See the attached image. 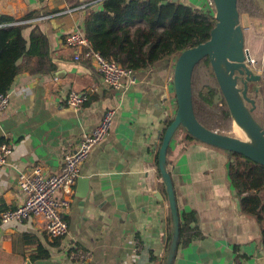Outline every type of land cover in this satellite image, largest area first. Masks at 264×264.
<instances>
[{
	"label": "crops",
	"instance_id": "0c3cea01",
	"mask_svg": "<svg viewBox=\"0 0 264 264\" xmlns=\"http://www.w3.org/2000/svg\"><path fill=\"white\" fill-rule=\"evenodd\" d=\"M94 1L0 0V16L14 19L89 4L41 20L55 71L19 74L9 90L10 101L0 113V140L12 152L0 170V212L24 200L19 173L39 166L47 175L58 174L65 154L98 125L106 109L114 111L108 136L92 148L72 187L65 213L67 235L49 238L44 221L34 217L0 224V264H165L171 215L155 154L162 128L176 108L171 80L175 58L134 71V84L122 90L101 88L90 61L82 54L75 60L74 49L66 43L69 33L84 34L88 11L101 9ZM178 2L198 7L197 0ZM258 21L264 78V21ZM72 90L89 92V101L77 109L68 106L65 99ZM227 153L188 140L185 133L170 143L167 169L178 213L194 211L197 219L196 234L177 247L172 264H264V238L254 217L241 211L228 178ZM39 248L48 257L32 261Z\"/></svg>",
	"mask_w": 264,
	"mask_h": 264
},
{
	"label": "trees",
	"instance_id": "16d2710c",
	"mask_svg": "<svg viewBox=\"0 0 264 264\" xmlns=\"http://www.w3.org/2000/svg\"><path fill=\"white\" fill-rule=\"evenodd\" d=\"M101 5L100 10L88 11L84 19L87 42L93 51L132 71L147 69L169 58L176 59L186 49L206 42L215 23L194 8L170 0H103ZM237 9L240 15V0H237ZM38 17L40 15L35 13L20 19L0 16V94L10 90L19 74L47 75L55 71L48 37L40 28L42 21H31ZM26 29H30L28 38L24 36ZM191 87L197 121L209 131L229 133L234 124H231L226 102L207 57L195 65ZM257 87L256 92L249 91V97L255 101L252 115L264 129V78ZM172 118L162 128L159 146ZM180 129L188 140L197 141ZM3 142L1 139L0 144ZM227 154L228 178L240 199L241 211L254 217L264 238V166L232 152ZM155 162L158 164L157 153ZM178 216L177 247L191 241L197 232L194 211L178 213ZM171 238L172 220L169 219L166 254ZM47 257L48 253L39 248L31 260Z\"/></svg>",
	"mask_w": 264,
	"mask_h": 264
},
{
	"label": "water",
	"instance_id": "95a60500",
	"mask_svg": "<svg viewBox=\"0 0 264 264\" xmlns=\"http://www.w3.org/2000/svg\"><path fill=\"white\" fill-rule=\"evenodd\" d=\"M178 3V0H170ZM215 23L210 38L183 51L176 59L172 75V89L176 108L171 123L163 133L157 153L158 171L165 185L172 220V238L165 264H172L179 239V216L175 193L167 169V151L175 132L182 128L201 143L243 156L264 166V129L252 112L255 101L248 95L249 84H257L262 75L247 66L251 56L245 48L244 27L240 25L237 0H212ZM209 59L219 90L226 102L232 122L239 126L247 141L204 128L195 118L192 104L191 79L195 65ZM241 83V86L238 85ZM25 264H31L29 260Z\"/></svg>",
	"mask_w": 264,
	"mask_h": 264
},
{
	"label": "built area",
	"instance_id": "2783aa9c",
	"mask_svg": "<svg viewBox=\"0 0 264 264\" xmlns=\"http://www.w3.org/2000/svg\"><path fill=\"white\" fill-rule=\"evenodd\" d=\"M102 1L96 0L94 3L98 2L101 4ZM197 1L198 7L196 10L211 21H215L213 1ZM88 5L66 8L63 12L41 16L36 20H48L55 16L83 9ZM66 43L74 49L75 60H78L82 54L85 59L90 61L100 78L101 88L122 90L127 85L134 84V71L122 67L114 61L106 59L100 53L93 51L83 33L79 31L69 33L66 37ZM254 64L253 59L247 62L249 68H252ZM11 95L10 91L0 94V113L8 105ZM89 97L90 93L87 91L72 90L66 96L65 103L77 109L85 105L89 101ZM113 116L114 111L111 109H106L103 112L98 125L91 131L86 132L78 142V145L65 154L63 167L58 174L47 175L39 166L34 167L27 173H19L18 188L23 194L24 200L21 205L14 209L1 211L0 224L23 223L34 217L44 221L45 233L49 238L58 239L65 237L69 231L65 213L70 207L69 195L72 187L79 177L82 163L87 159L92 148L108 136ZM11 152L12 146L9 143L3 142L0 144V170L8 163Z\"/></svg>",
	"mask_w": 264,
	"mask_h": 264
},
{
	"label": "rangeland",
	"instance_id": "374dc122",
	"mask_svg": "<svg viewBox=\"0 0 264 264\" xmlns=\"http://www.w3.org/2000/svg\"><path fill=\"white\" fill-rule=\"evenodd\" d=\"M240 9L241 13L239 15L240 25L242 27H246L248 31H244L245 37V48L249 49L250 54L253 53L251 59L255 62L252 66V70L257 74L261 72V67L259 66V25L254 23L255 20L262 19L264 21V0H240ZM254 20V21H253ZM260 70V71H259ZM260 119V118H259ZM233 124V122H232ZM181 129L179 128L175 134L182 135L183 132H180ZM231 136H235L239 139H245L246 137L242 134L236 132L235 128L231 126L230 132L228 133Z\"/></svg>",
	"mask_w": 264,
	"mask_h": 264
},
{
	"label": "bare ground",
	"instance_id": "6f19581e",
	"mask_svg": "<svg viewBox=\"0 0 264 264\" xmlns=\"http://www.w3.org/2000/svg\"><path fill=\"white\" fill-rule=\"evenodd\" d=\"M233 124H234V128H235L236 132L239 134V136L243 134L246 137L243 130L239 126H237L235 123H233ZM241 140L247 141V137L245 139H241Z\"/></svg>",
	"mask_w": 264,
	"mask_h": 264
},
{
	"label": "flooded vegetation",
	"instance_id": "af4514ba",
	"mask_svg": "<svg viewBox=\"0 0 264 264\" xmlns=\"http://www.w3.org/2000/svg\"><path fill=\"white\" fill-rule=\"evenodd\" d=\"M244 29H245V31H248V30H249V28H248V30H246V29H247L246 27H245ZM244 39H245V37H244ZM244 41H245V40H244ZM238 85L241 86V83L238 82ZM255 88H256L255 84H249V91L254 90ZM249 93H250V92H248V95H250Z\"/></svg>",
	"mask_w": 264,
	"mask_h": 264
}]
</instances>
